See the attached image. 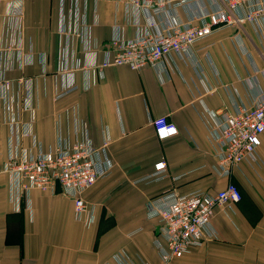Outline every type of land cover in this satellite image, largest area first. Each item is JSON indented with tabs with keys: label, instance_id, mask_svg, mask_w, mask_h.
Segmentation results:
<instances>
[{
	"label": "crops",
	"instance_id": "obj_1",
	"mask_svg": "<svg viewBox=\"0 0 264 264\" xmlns=\"http://www.w3.org/2000/svg\"><path fill=\"white\" fill-rule=\"evenodd\" d=\"M22 2L24 50L33 53V62L7 76L34 79L32 130L41 148L49 149L60 136L69 141L79 137L73 115L67 116L76 104L94 144L109 142L112 167L85 193L97 217L90 225L75 218L74 201L60 186L56 192L33 188L30 207L24 198L18 209L11 199L10 176L0 174V264H118L115 255L121 250L135 264H163L157 246L165 242L162 224L148 214L149 203L171 190L213 193L229 182L240 187L243 197L216 209L217 237L170 264H264V133L256 158L225 175L218 170V144L211 131L219 124L211 111L251 106L264 91V76L258 71L264 66V21L222 26L197 41L190 55L169 56L165 68L109 66L104 77L86 89L77 71L80 89L55 100L62 83L60 0ZM219 5L222 0H184L156 19L160 28L174 18L198 24ZM97 13L98 23L91 29L97 51L84 53L74 40L77 56L92 64L104 58L115 25L130 38L150 17L115 0H99ZM89 18L92 21L93 15ZM159 117L175 123L178 133L160 139L152 123ZM8 136L0 99V162L8 156ZM161 160L167 170L156 177L155 165Z\"/></svg>",
	"mask_w": 264,
	"mask_h": 264
},
{
	"label": "built area",
	"instance_id": "obj_2",
	"mask_svg": "<svg viewBox=\"0 0 264 264\" xmlns=\"http://www.w3.org/2000/svg\"><path fill=\"white\" fill-rule=\"evenodd\" d=\"M98 1L60 0L58 72L62 83L55 91V100L80 89L77 71L82 72L86 89L103 78L104 70L109 66L127 65L133 70L165 68L169 56L190 55L197 41L222 26L237 25L240 28L245 21L254 24L264 21V0H222L223 5L205 14L202 23L174 18L160 28L156 16L184 0H115L138 11L144 10L150 17L146 24L138 25L136 35L130 38L115 25L103 50L104 58L100 63L92 64L77 56L74 40L82 45L84 53L97 51L91 29L98 23ZM22 4V0H8L3 4L0 1V99L3 118L9 127L8 156L0 162V174L10 176L11 199L18 209L24 198L30 207L29 193L33 188L56 192L60 186L61 192L74 201L75 218L90 225L97 217L95 205L85 198V193L100 178L107 176L112 167L107 154L109 142L105 141L101 146L94 144L87 124L81 123L77 115L78 105L73 104L67 116L73 115L79 137L69 141L60 136L49 149L41 148L32 130L36 119L34 79L24 75L7 76L9 71L23 69L33 62V53L24 50ZM258 30L263 35V27L259 26ZM42 61L45 63V57ZM258 71L264 76V66ZM211 114L219 121L211 128L218 144V170L231 175L246 159L256 158L264 133V91L251 106H237L233 111L224 108L211 111ZM152 123L160 139L178 133L177 125L166 117L154 118ZM27 139L31 140L30 144ZM155 169L153 175L162 177L167 170L166 161L156 163ZM242 197L240 187L229 182L225 188L213 193L199 189L188 193L171 190L154 198L149 203L148 214L159 217L162 224L165 242L159 241L157 246L163 264L184 256L209 237L216 238L213 229L216 209L239 202ZM115 258L118 264H135L125 250L116 253Z\"/></svg>",
	"mask_w": 264,
	"mask_h": 264
},
{
	"label": "rangeland",
	"instance_id": "obj_3",
	"mask_svg": "<svg viewBox=\"0 0 264 264\" xmlns=\"http://www.w3.org/2000/svg\"><path fill=\"white\" fill-rule=\"evenodd\" d=\"M171 262V261H170ZM170 262H169V264H170Z\"/></svg>",
	"mask_w": 264,
	"mask_h": 264
}]
</instances>
